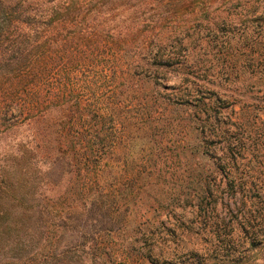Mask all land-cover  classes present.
Returning <instances> with one entry per match:
<instances>
[{
	"label": "trees",
	"instance_id": "obj_1",
	"mask_svg": "<svg viewBox=\"0 0 264 264\" xmlns=\"http://www.w3.org/2000/svg\"><path fill=\"white\" fill-rule=\"evenodd\" d=\"M263 33L264 0H0V264L9 251L20 264H217L214 248L182 251L190 262L164 248L168 234L148 229L151 205L136 198L150 180L137 186L133 167L126 198L120 175L112 190L111 163L124 158L127 117L138 111L157 128V98L144 87L181 94L168 106L214 111L208 85L222 80L209 84L208 73L228 77L231 44L258 51ZM213 43L227 46L220 68L206 64ZM235 162L214 163L194 196L201 209L221 192L237 197L244 229L264 187L241 182Z\"/></svg>",
	"mask_w": 264,
	"mask_h": 264
},
{
	"label": "rangeland",
	"instance_id": "obj_2",
	"mask_svg": "<svg viewBox=\"0 0 264 264\" xmlns=\"http://www.w3.org/2000/svg\"><path fill=\"white\" fill-rule=\"evenodd\" d=\"M199 21L196 19V22ZM243 41L242 47L231 44L234 52L225 54L226 60H236L232 74L226 77V72L220 70L219 78H222L219 79L215 70L212 75L208 73L206 80L209 84L213 80L214 83L222 80L220 89L208 85L214 91L211 99L207 96L214 111L201 112L189 105L168 106L164 100L176 101L181 94L163 87L152 91L148 86L144 87L142 92L145 91L146 96L152 93L157 98V114L153 120L157 128L150 131L146 128L147 121L138 118V111L133 112L126 121L131 129L122 135L121 153L124 158L119 164L111 163L112 190L117 186L116 178L120 175L124 193L129 191L133 167L139 172L137 186L150 180L144 192L136 198L142 196L150 203L149 216L153 217L152 222L156 226L150 225L151 222L148 229L157 235L168 234L162 236L159 242L164 248L173 250L179 257L177 260L191 261V258L181 254L186 249L195 248L199 249V254H208L214 248L217 264H264V204L250 203L251 216L247 218L248 225L242 229L236 210L237 197L229 199L221 192L218 200L210 198L204 201L201 209L197 207L194 196L202 175L210 171L216 173L218 164L214 166V163L230 157L235 158L234 171L241 182L264 187V40L259 43L263 47L258 51L250 41ZM210 46L208 50L211 55L216 54V58L205 57L211 59L206 64L212 62L220 68L221 60L217 58L222 57L226 45L213 43ZM256 57L258 62L253 61ZM161 84L166 85L165 82ZM214 99H217L216 102H213ZM233 99L234 102L229 104ZM214 114L216 120L212 119ZM132 127L136 130L133 131ZM198 146L206 157L190 152ZM145 174L150 175L146 181L143 178ZM219 179L215 185L218 182L221 184ZM129 194L130 191L123 196L134 197ZM214 202L215 208L211 211ZM142 212L137 209L132 214L134 222ZM161 221L163 225H160ZM138 236L135 234L132 238L137 239ZM15 257V252L9 251L7 259L1 264H20Z\"/></svg>",
	"mask_w": 264,
	"mask_h": 264
}]
</instances>
